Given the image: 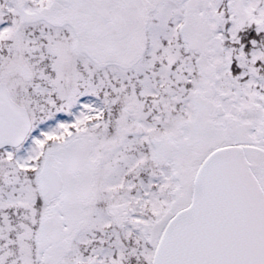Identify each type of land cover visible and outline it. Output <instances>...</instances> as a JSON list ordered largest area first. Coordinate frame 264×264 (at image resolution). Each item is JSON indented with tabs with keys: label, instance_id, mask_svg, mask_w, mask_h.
<instances>
[{
	"label": "rangeland",
	"instance_id": "1",
	"mask_svg": "<svg viewBox=\"0 0 264 264\" xmlns=\"http://www.w3.org/2000/svg\"><path fill=\"white\" fill-rule=\"evenodd\" d=\"M113 5L0 0V102L23 132L0 145V264H152V228L223 147L264 191V0H129L114 37Z\"/></svg>",
	"mask_w": 264,
	"mask_h": 264
},
{
	"label": "water",
	"instance_id": "2",
	"mask_svg": "<svg viewBox=\"0 0 264 264\" xmlns=\"http://www.w3.org/2000/svg\"><path fill=\"white\" fill-rule=\"evenodd\" d=\"M17 121L10 103L1 101L0 145L23 136ZM41 180L44 199H55L61 178L50 159ZM160 237L152 264H264V191L244 148H221L207 158L191 205L164 216L152 228L150 244Z\"/></svg>",
	"mask_w": 264,
	"mask_h": 264
},
{
	"label": "trees",
	"instance_id": "3",
	"mask_svg": "<svg viewBox=\"0 0 264 264\" xmlns=\"http://www.w3.org/2000/svg\"><path fill=\"white\" fill-rule=\"evenodd\" d=\"M114 1V5L112 6V8H111V10L109 11V14L107 15V19H109V17H113V19L112 20H114V24L113 25H111V24H109V30H108V36H111L112 35V37H114V36H118L119 34H118V29L115 27V24H118L119 22H118V20H119V16H120V14L122 13V12H124V10H125V7H126V2H128L129 0H113ZM115 4H117V5H115ZM72 5L73 6H75L74 8L77 10V6H76V3L75 2H72ZM84 5H87V3L86 4H84ZM124 5V6H123ZM111 6V5H110ZM90 15H92V14H90ZM90 15L89 14H83V16L87 19L88 17H90ZM121 20V19H120ZM121 24V26H122V22L120 23ZM80 26H81V24H80ZM121 32V31H120ZM119 32V33H120ZM6 49V48H5ZM0 50H2V49H0ZM2 149H6V148H2ZM1 148H0V151L2 150ZM8 149H10V148H8Z\"/></svg>",
	"mask_w": 264,
	"mask_h": 264
},
{
	"label": "flooded vegetation",
	"instance_id": "4",
	"mask_svg": "<svg viewBox=\"0 0 264 264\" xmlns=\"http://www.w3.org/2000/svg\"><path fill=\"white\" fill-rule=\"evenodd\" d=\"M104 108H107L108 106H103ZM209 112H210V114H213L214 113V108H213V106L212 105H210V107H209ZM222 113V111H217L216 112V114L218 115V114H221ZM100 115V113H97L96 114V117L97 116H99ZM98 118V117H97ZM90 132L91 133H93V130H90ZM91 152V151H90ZM245 152H246V156H247V159H248V162H249V165H250V167H251V169H252V171L254 172V170H253V168H252V166H251V162H250V154H248V152L245 150ZM250 153V152H249ZM90 156V155H89ZM91 160V159H90ZM56 170H57V172H58V174H59V176H60V178H61V188H60V190H59V193L57 194V196H56V198H55V200H60L61 199V197L63 196V192H64V189H65V187H66V185H67V181H66V179H65V177L60 173V171H59V169H60V167H61V163H58L56 166ZM94 174V173H93ZM93 176V175H92ZM87 186V188L89 189V190H91V193H90V195H89V203H88V205H91V204H93V188H94V181H93V177H92V180L91 181H89V183L86 185ZM159 241V240H158ZM156 244V241L154 242V245Z\"/></svg>",
	"mask_w": 264,
	"mask_h": 264
}]
</instances>
